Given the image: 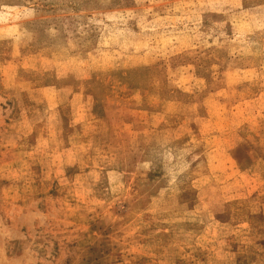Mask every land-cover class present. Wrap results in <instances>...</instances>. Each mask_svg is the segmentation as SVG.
Segmentation results:
<instances>
[{"label": "rangeland", "instance_id": "1", "mask_svg": "<svg viewBox=\"0 0 264 264\" xmlns=\"http://www.w3.org/2000/svg\"><path fill=\"white\" fill-rule=\"evenodd\" d=\"M0 264H264V0H0Z\"/></svg>", "mask_w": 264, "mask_h": 264}]
</instances>
